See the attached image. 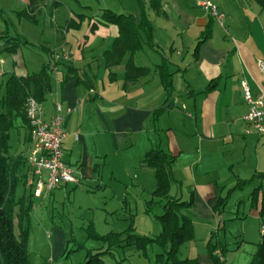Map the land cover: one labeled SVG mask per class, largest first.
<instances>
[{
  "label": "crops",
  "instance_id": "1",
  "mask_svg": "<svg viewBox=\"0 0 264 264\" xmlns=\"http://www.w3.org/2000/svg\"><path fill=\"white\" fill-rule=\"evenodd\" d=\"M144 1L152 20V40L164 50L165 57L150 47L146 48L154 53H147L146 48L136 53V64L149 66L152 72L138 81H126L123 64L113 67L115 73L111 75L102 59L104 50L118 35V28L97 19L103 9L140 18L138 0L139 12H135V3L127 4L124 0H0L3 13L5 9L11 10L39 30L32 32V37L21 33L46 54L42 66L47 63L53 69L51 90L41 102L44 118L50 120L56 115L58 102L65 114L67 136L63 154L75 169L76 180L51 194L62 192L80 178L93 177L99 172L100 161L109 159V146L117 151L125 148L132 155L139 147L141 152L138 158L134 155L135 159H143L148 149L163 148L176 155L175 178L194 191V205L186 212L193 223V234L195 231L206 242L215 227L225 230L228 221L230 231L240 237L238 241L242 240L233 248L228 247L225 264H250L263 236L260 211L264 181L261 190L251 191L248 205L243 202L246 211L242 213V205L234 215H224L221 211L225 208L218 211L215 204L232 185L248 178L236 170L247 157L251 160L259 155L264 165V133H247L248 124L242 117L250 105L241 87L245 79L254 94L264 91V71L258 65V60H264V6L257 0H212L227 15L226 31L210 12L198 5V0H162V13L150 9L149 0ZM208 25L212 34L201 44L195 59V46ZM190 50L192 59L187 62L185 51ZM55 54L69 58L58 59L54 64ZM165 58L174 72L171 95L154 69ZM61 62L86 70L94 87L78 83L77 77L62 81ZM11 74L31 73L12 70ZM212 81L215 87L207 91ZM162 107L164 110L155 117V111ZM17 130L23 146L16 154L27 156L32 144L30 127L22 122ZM13 139H17L16 130ZM33 193L42 197L35 194L34 187ZM236 222L240 228L233 229L230 224ZM245 246L244 255L237 257ZM190 255L187 258L211 264L207 248H195Z\"/></svg>",
  "mask_w": 264,
  "mask_h": 264
},
{
  "label": "rangeland",
  "instance_id": "2",
  "mask_svg": "<svg viewBox=\"0 0 264 264\" xmlns=\"http://www.w3.org/2000/svg\"><path fill=\"white\" fill-rule=\"evenodd\" d=\"M124 1L127 4L135 3V12H139L136 0ZM33 28L35 26L31 21L18 17L11 10L5 9V13L0 15V34L20 35L28 39L21 32L24 31L32 37V32H39L37 28L32 31ZM145 51L149 54L154 53L149 48ZM192 52L193 50L185 51L187 62L192 59ZM45 57L46 54L41 49L24 44L14 53L1 52L0 78L6 81L12 70L18 74L38 71ZM19 124H22L21 118L17 120V125ZM22 132L24 133V130ZM19 134L20 130L16 129L17 139L12 140V154L22 149L23 144L19 143ZM108 152H110L109 159L100 161L99 172L93 177L78 178L80 180L78 183H70L62 192L49 194L46 198L29 196L33 194V189H25L23 183L19 185L18 196L25 194L32 201L30 213L24 215L21 220L29 231L28 248L32 264H83L88 259L89 253L94 254L106 249V245L94 237L95 234L121 232L131 225L134 226L135 232L141 235L154 237L162 232L163 225L156 214H161L163 209L156 207L155 213L146 211V202L150 198V193L156 188L157 179L151 168L141 165L142 157L135 159L134 155L138 158L141 149L136 147V152L132 155L131 151L125 148L117 151L109 146ZM244 163L236 167V170H241L248 178L244 179L242 186H237L238 181L223 193V196L227 197L225 209L221 211L224 215H234L243 202L247 206L253 188H255L254 192L262 189L264 169L259 168H264V165L259 155H254L251 160L247 157ZM186 178L190 177L186 176ZM190 190V185L186 182H176L172 184L171 194L188 198ZM239 210L240 213L246 211L245 206L242 205ZM19 218H16V222ZM231 225L233 229L240 228L237 222ZM225 227V230L215 227L214 231H218L219 239L224 244L233 248L242 238L238 241L240 237L230 231L228 221ZM201 238L202 236H197L194 231L193 237L187 239L181 246L180 256L182 258L191 256L190 253L195 248L205 250L208 240L203 242ZM244 249L237 257L244 255L247 246ZM162 252L164 249L161 246L150 243L142 249L133 245L117 247L113 250V254L104 253L99 256L103 264H165V261L157 258ZM232 260L236 261L237 258ZM229 264L234 262L231 261Z\"/></svg>",
  "mask_w": 264,
  "mask_h": 264
},
{
  "label": "trees",
  "instance_id": "3",
  "mask_svg": "<svg viewBox=\"0 0 264 264\" xmlns=\"http://www.w3.org/2000/svg\"><path fill=\"white\" fill-rule=\"evenodd\" d=\"M138 1L141 5L140 18L131 13H118L112 9H103L97 19L99 23L115 25L118 28V35L114 38L111 46L104 50L102 59L111 75L115 73L113 67L123 64L126 81H138L152 72L151 67L136 64L134 61L136 53L150 47L165 57L164 50L155 45L152 40V20L148 16L145 1ZM257 1L264 6V0ZM149 8L156 13H162V0H149ZM2 13L3 10L0 9V15ZM211 34L212 29L208 25L195 46V59L199 56L201 44ZM0 39L2 40L0 53H14L23 44L35 47L20 35L12 36L8 33H1ZM62 65L64 66L62 81L77 77L78 83L84 84L90 89L94 87V82L86 70L75 68L72 64L62 63ZM154 69L157 71L165 91L171 95L174 91V72L170 70L166 58L162 63L155 65ZM52 71L53 69L46 63L40 71L27 76L10 74L6 81L0 78V264H32L28 248L29 231L21 220L32 209V201L29 196L34 193L29 196L25 194L18 196L17 194L21 183L25 189H33V186L28 183L32 177V171L27 156L22 153H11L12 138L18 128V118L29 125L26 116L27 98L33 96L40 102L46 99L52 87ZM214 87L215 81H212L206 90L209 91ZM164 108L157 109L154 116L156 117ZM175 162L176 155L160 147L147 151L141 161L142 166L153 170L157 179L156 188L150 193V198L146 202V211L155 213L156 207L163 209L161 214H156L157 219L162 222V232L154 237L141 235L135 232L134 226L131 225L121 232L95 234L94 237L101 240L106 245V249L94 254L89 253L88 259L83 264H103L99 255L113 254V250L117 247L133 245L142 249L150 243L158 244L164 249V252L158 254L157 258L165 261V264H203L197 258H182L180 256L181 246L187 239L193 237V223L186 212L194 205V191L190 190L188 198L171 194L172 184L178 183L174 176ZM244 182V180H240L237 186H242ZM226 202L227 197H219L215 209L221 210ZM260 212L264 224V203ZM17 217H20L18 222H16ZM206 248L211 264H225L229 248L219 239L218 231L213 232ZM250 264H264V233L261 241L257 244V250Z\"/></svg>",
  "mask_w": 264,
  "mask_h": 264
},
{
  "label": "built area",
  "instance_id": "4",
  "mask_svg": "<svg viewBox=\"0 0 264 264\" xmlns=\"http://www.w3.org/2000/svg\"><path fill=\"white\" fill-rule=\"evenodd\" d=\"M198 5L210 12L228 31L225 24L226 13L212 0H198ZM61 58L68 59L69 55L55 54L52 62L55 64ZM258 65L264 71V60H258ZM241 87L244 99L250 105V109L242 117L248 124L247 133H264V91L254 94L245 79L241 81ZM56 111V115L47 120L44 118V108L40 101L33 96L26 100V116L32 136V144L27 155L32 177L28 183L34 187L35 194L43 198L56 188L76 180L75 169L64 160L63 142L67 132L64 127L65 114L60 102L56 104ZM68 111L71 112L72 109ZM260 229L264 233V224Z\"/></svg>",
  "mask_w": 264,
  "mask_h": 264
},
{
  "label": "bare ground",
  "instance_id": "5",
  "mask_svg": "<svg viewBox=\"0 0 264 264\" xmlns=\"http://www.w3.org/2000/svg\"><path fill=\"white\" fill-rule=\"evenodd\" d=\"M28 120V119H27Z\"/></svg>",
  "mask_w": 264,
  "mask_h": 264
}]
</instances>
